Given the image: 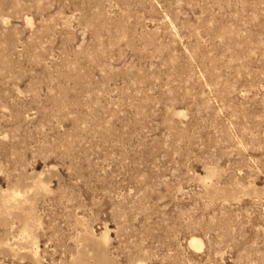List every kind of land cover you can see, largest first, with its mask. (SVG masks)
<instances>
[{
	"label": "rangeland",
	"instance_id": "rangeland-1",
	"mask_svg": "<svg viewBox=\"0 0 264 264\" xmlns=\"http://www.w3.org/2000/svg\"><path fill=\"white\" fill-rule=\"evenodd\" d=\"M0 264H264V0H0Z\"/></svg>",
	"mask_w": 264,
	"mask_h": 264
},
{
	"label": "bare ground",
	"instance_id": "bare-ground-1",
	"mask_svg": "<svg viewBox=\"0 0 264 264\" xmlns=\"http://www.w3.org/2000/svg\"><path fill=\"white\" fill-rule=\"evenodd\" d=\"M191 242H192V244L196 245V244H198L200 241H199L198 239H196V238H193ZM198 246H199V245H198Z\"/></svg>",
	"mask_w": 264,
	"mask_h": 264
}]
</instances>
